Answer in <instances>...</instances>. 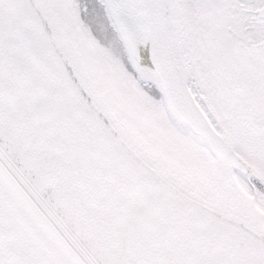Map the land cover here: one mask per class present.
Returning <instances> with one entry per match:
<instances>
[{"label": "snow or ice", "instance_id": "obj_1", "mask_svg": "<svg viewBox=\"0 0 264 264\" xmlns=\"http://www.w3.org/2000/svg\"><path fill=\"white\" fill-rule=\"evenodd\" d=\"M0 264H264V0H0Z\"/></svg>", "mask_w": 264, "mask_h": 264}]
</instances>
